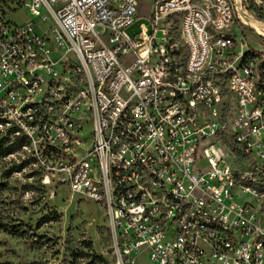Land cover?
<instances>
[{"label":"built area","instance_id":"1","mask_svg":"<svg viewBox=\"0 0 264 264\" xmlns=\"http://www.w3.org/2000/svg\"><path fill=\"white\" fill-rule=\"evenodd\" d=\"M240 10L154 0L131 38L134 0H0L6 156L97 205L115 264H264V29L238 52Z\"/></svg>","mask_w":264,"mask_h":264},{"label":"rangeland","instance_id":"2","mask_svg":"<svg viewBox=\"0 0 264 264\" xmlns=\"http://www.w3.org/2000/svg\"><path fill=\"white\" fill-rule=\"evenodd\" d=\"M153 1L134 0L138 18L125 30L129 37H137L138 23L146 21ZM238 2L242 31L236 32V38L243 40L239 52L259 43L264 0ZM42 14L44 24L51 26L49 14ZM30 19L25 9L14 17L18 24ZM35 21L39 25L40 20ZM175 42L181 48L177 36ZM180 52L185 53L184 49ZM66 58L76 61L72 54ZM0 221L19 233H0V264H115L101 210L65 188L42 185L28 165V146L0 159ZM137 264L152 263L138 259Z\"/></svg>","mask_w":264,"mask_h":264},{"label":"trees","instance_id":"3","mask_svg":"<svg viewBox=\"0 0 264 264\" xmlns=\"http://www.w3.org/2000/svg\"><path fill=\"white\" fill-rule=\"evenodd\" d=\"M7 141L5 139L0 138V159L6 157L9 153V148L5 147ZM9 232L14 235H18L19 233L15 228H7V224L0 221V233Z\"/></svg>","mask_w":264,"mask_h":264},{"label":"crops","instance_id":"4","mask_svg":"<svg viewBox=\"0 0 264 264\" xmlns=\"http://www.w3.org/2000/svg\"><path fill=\"white\" fill-rule=\"evenodd\" d=\"M259 25H260L261 28L264 29V19H263V21L259 22Z\"/></svg>","mask_w":264,"mask_h":264},{"label":"bare ground","instance_id":"5","mask_svg":"<svg viewBox=\"0 0 264 264\" xmlns=\"http://www.w3.org/2000/svg\"><path fill=\"white\" fill-rule=\"evenodd\" d=\"M249 24V23H248Z\"/></svg>","mask_w":264,"mask_h":264}]
</instances>
